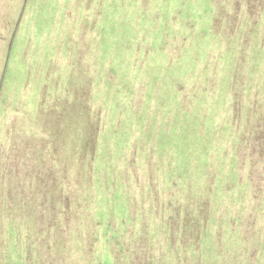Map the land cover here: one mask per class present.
<instances>
[{
	"label": "rangeland",
	"instance_id": "1",
	"mask_svg": "<svg viewBox=\"0 0 264 264\" xmlns=\"http://www.w3.org/2000/svg\"><path fill=\"white\" fill-rule=\"evenodd\" d=\"M1 5L0 151L8 158L7 190L19 165L36 182L25 187L27 195L55 201L54 189L45 192L51 180L59 201L51 206V223L41 219L32 230L26 198L17 205L12 194L6 225L0 223V264H46L45 258L53 264H264V123L252 142L250 123L260 111L236 105L254 91L264 109V0ZM83 100L86 108L101 109L93 163L90 147H83L91 114L72 109L84 107ZM70 110H80L83 122ZM39 111L46 113L40 121ZM60 118L67 129L51 130ZM49 148L60 163L50 180L36 163ZM81 163L87 172L79 187L91 183L85 176L98 180L96 208L87 209L81 190L70 206ZM188 194L195 208L202 197L210 199L201 208L204 217L191 212L201 236L192 229L189 235L199 251L185 235ZM39 209L48 210L44 201Z\"/></svg>",
	"mask_w": 264,
	"mask_h": 264
},
{
	"label": "trees",
	"instance_id": "2",
	"mask_svg": "<svg viewBox=\"0 0 264 264\" xmlns=\"http://www.w3.org/2000/svg\"><path fill=\"white\" fill-rule=\"evenodd\" d=\"M1 1H2V5L1 6H4V3L7 2V0H1ZM26 2L27 1H25V4H26ZM8 7L10 8L9 2H8ZM20 10L21 9L19 8L18 12H20ZM24 11H25V9H24ZM24 11H23V14H24ZM13 15H14V11H11V10L8 9L7 16L10 18ZM23 16H22V18H23ZM17 23L19 24L18 21H17ZM17 23H16V25L18 26ZM250 23H251V26L254 27V23H252L251 21H250ZM7 27H8V25H7ZM228 27L229 28H233V26L231 25V23L228 25ZM16 28H18V27H16ZM254 31L255 30L253 29L252 30V33ZM245 42H246V44H249L250 38H249V40L248 39L247 40L245 39ZM253 93H255V92L254 91H251L249 93L250 101H246V100H243L242 99L238 103H236V105H239L240 108L242 106L245 108L246 104L249 103L252 106L253 109L255 108L257 111H260L259 113H256L254 115L255 118H258V121L255 122L256 121L255 120L252 123H250V128H253V130H254L253 133H254V138H255V140L252 138V142L255 143L256 142V139H258L257 136L260 135V132L262 131L261 123H264V109H262V107L260 108L257 105L258 100L255 99L256 98V95H254ZM261 101H264V100H261ZM63 105H65V102L63 103ZM58 106H60V104H58ZM85 108H86L85 107V101H84V107H83V105H82V107L81 106H79V107L78 106L77 107H72L73 110L85 109ZM99 110H101V109L93 108L92 106L89 107V108H86V111L90 112L91 117L84 120V122L86 123V125L87 126H90V128L89 127H86V130H88V134H85V136L86 135L87 136L85 138V144L83 145V147H85V146L90 147V149H88V150L85 149V150H86V153L89 152L91 154V162L92 163L94 162V159L96 157V149L98 147L99 136H100V133H101V119L102 118H101V114H100ZM64 111H67V108H65ZM40 112L41 111H39V113H38V116L39 117L37 118V120L38 119H41L44 116V114H46V113L43 114V113H40ZM79 112H80V110H79ZM79 112L73 113V111H71V114L79 115ZM250 115H252V114H250ZM79 117H80V115L77 116V120H79L80 123L83 122L81 119H79ZM38 121H40V120H38ZM78 126H79V123H78ZM81 127H83V126L81 125ZM50 129L53 130V131H58L59 130L58 132H60L62 130H66L67 129V126H65V125L63 126V121L60 118L59 120L55 121V124L54 123L51 124ZM35 141L38 142V137H35ZM42 148H43V146H42ZM81 148H82V146H81ZM11 149H14V146H12ZM90 151H92V153ZM9 153L10 152L7 150L8 156L11 154V153L10 154ZM86 153H85V155H86ZM76 154H75V158L77 157ZM4 156H6L5 155V152L2 153V151H0V157H1V160H0V223L6 225L7 217L9 216V214L7 213V210H8L7 204L8 203L9 204H14L13 201H12V197H11L12 194H13L14 202L17 205H20L21 204L20 202H22L24 200V197L26 198V204L28 206H30V212H29L28 216H32L33 217V223H32V226L33 227H32V230H34V229L37 230L39 220L43 219L42 220V224H46V223H49L50 222L51 217H49L48 215H49V213L54 212V210H52L51 206L52 205H55L56 202L59 201V199L55 198V197H57L56 194H55L56 187L57 186L54 184L53 181L50 180V178L51 177H54V175L56 174V170H54V169L59 168L58 165H60V163H59V160L57 159L59 157L57 156V158H56V155L52 152V149L49 148L48 150L43 149V151H41L40 154L38 155L39 156V159L37 160L38 156L36 158V161H37L36 163H40L44 167L42 169H39L38 172L39 173H43L45 179L47 177L48 180H50L49 183H50L51 186L45 184V185H47V187L45 188V192H47V193L50 194L49 187H51L52 189L55 190V192H54V199H56V200L55 201H51V200L46 201L44 199H41L40 200L37 196H35L34 193H33L34 191L32 192V194H29V195L26 194L25 191H27V189L25 190V187H29L31 184H35L36 182L35 181H30L27 178L26 173H24L23 171H20L19 170V165H17L16 167H14V173L12 172V175H14V179L12 177L13 182H11L12 184L10 183L11 188H10V190H7V186L9 187V185H7V180H5V179H7L5 177L7 175L6 174L7 173V169L5 167L6 165H5V162L4 161H6L8 158L5 159ZM22 158H21V160H22ZM128 162L130 164L136 163L135 161H133V159L131 157H129ZM35 164H34V169H36ZM23 165H25V162L23 163ZM23 165H20V168ZM26 165H27V163H26ZM139 167H140V165H139ZM214 168H215V166H213V165L210 166V168H209L212 173H213ZM74 170H75V172L74 171L73 172H74V175L76 174V177L74 179L73 196H71V199H69V200H71L70 201V204H71L70 206L72 207V206L75 205V199H76V202L79 200L78 196L80 194L79 191L81 190V192L83 194H85V196H86V201H88V202H86L87 209H88V207L90 205H92L90 207L96 208L95 206H98V201L100 199V196H99V198L96 199V197H94V194L93 193L96 192L95 189L97 187H95V186H98V188L100 187L98 185V180H93L92 175L91 176H85V180L86 181H91V183H87L85 186H83L82 187L83 190H84L83 191L79 187V185L81 186V184L83 182V176L87 172L86 171V164L81 163L79 166H76L75 165V169ZM91 170H92V172H94V168L91 169ZM115 177L116 176H114L113 178H115ZM75 180H76V187L78 186V188H75ZM204 185L207 187V188L206 187L205 188H206V195H208V193L210 191L209 189L212 188V183H210V181H208V179H206L204 181ZM101 187H102V192H104V184H102ZM15 192L18 194L17 199H15V196H14V193ZM97 195L98 194H96V196ZM36 199H37V202L35 203V200ZM194 199L195 198H193L192 195L188 194L187 195V198L185 200L186 204H189L191 202L189 204L191 206H188V205L186 206L187 209H186L185 224H187L186 225L187 228L185 229V235L188 236L187 244L190 245V249H193L194 248V249H196V250L199 251L200 250V247H199V249H197L196 248V244H194L195 237L189 235L191 233V231H190L191 229L194 232L198 233L197 220H196V217L193 220L191 219V212H195V213L198 212L199 214H201L202 217H204V215H202L203 213L201 212V208H203L204 206H207L210 203V201H209L210 199H208L206 197H202L201 200H200L201 202L199 204L197 202L196 208L192 206L193 205L192 202L195 203V200ZM41 201H44L45 206H47V208H48L47 211L42 212V213H41V210L39 209V204H40ZM124 203H125V205H127L126 202H124ZM76 205L78 206V204H76ZM129 206L132 209V202H130ZM66 213H67V211H66ZM112 214L114 215L115 213H112ZM69 215H71V216L73 215V213H72V211L70 209L68 210V213H67V216H69ZM123 215H125V214H123ZM58 219H59V216H58V214H56L55 215L56 224H57ZM175 221H176V219L174 220V222ZM66 224H69V223L67 222ZM66 224L64 226H66ZM198 236L200 237L201 236V233H198ZM215 251H216V243H215V248H214V251L213 252L215 253ZM39 259L42 262L44 261V258H39ZM47 260H50V261H47ZM45 261H46V264H53L52 263V261H53L52 258H45Z\"/></svg>",
	"mask_w": 264,
	"mask_h": 264
}]
</instances>
